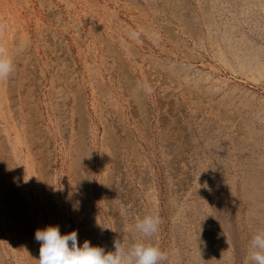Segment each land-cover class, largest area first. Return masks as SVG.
Listing matches in <instances>:
<instances>
[{
    "label": "rangeland",
    "instance_id": "rangeland-1",
    "mask_svg": "<svg viewBox=\"0 0 264 264\" xmlns=\"http://www.w3.org/2000/svg\"><path fill=\"white\" fill-rule=\"evenodd\" d=\"M0 54V264H37L50 224L112 250L145 215L162 264H245L264 0H0Z\"/></svg>",
    "mask_w": 264,
    "mask_h": 264
},
{
    "label": "clouds",
    "instance_id": "clouds-1",
    "mask_svg": "<svg viewBox=\"0 0 264 264\" xmlns=\"http://www.w3.org/2000/svg\"><path fill=\"white\" fill-rule=\"evenodd\" d=\"M13 70L12 59L0 54V81L8 79ZM160 224L158 215H145L137 219L132 230L138 237L129 243L114 240L113 249L108 251L102 246L91 244L87 239L78 244V232L75 229L61 233L58 225H46L35 231V240L40 244L37 264H162L167 259L166 253L139 238L153 236ZM245 264H264V229H258L251 237Z\"/></svg>",
    "mask_w": 264,
    "mask_h": 264
},
{
    "label": "bare ground",
    "instance_id": "bare-ground-1",
    "mask_svg": "<svg viewBox=\"0 0 264 264\" xmlns=\"http://www.w3.org/2000/svg\"><path fill=\"white\" fill-rule=\"evenodd\" d=\"M244 52V51H243ZM252 56H253V54H252ZM259 134H261V133H259ZM254 139V138H253ZM261 139V138H260ZM260 166V165H259ZM250 183V182H249ZM254 183V182H253ZM250 185V184H249ZM253 190V189H252ZM252 198V197H251ZM251 201V200H250ZM260 209V208H259Z\"/></svg>",
    "mask_w": 264,
    "mask_h": 264
}]
</instances>
